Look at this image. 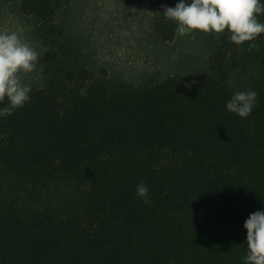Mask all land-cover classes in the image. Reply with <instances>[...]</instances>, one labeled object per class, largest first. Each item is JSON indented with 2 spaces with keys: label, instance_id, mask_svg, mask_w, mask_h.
Returning a JSON list of instances; mask_svg holds the SVG:
<instances>
[{
  "label": "trees",
  "instance_id": "16d2710c",
  "mask_svg": "<svg viewBox=\"0 0 264 264\" xmlns=\"http://www.w3.org/2000/svg\"><path fill=\"white\" fill-rule=\"evenodd\" d=\"M65 1L22 0L21 10L46 25L47 36H61L56 23ZM174 28L159 16L156 39L173 41ZM228 35L209 58L210 72H197L193 82L171 75L116 88L46 51L43 62L55 79L31 88L23 108L0 117V172L79 175L109 155L147 158L133 162L84 213L23 215L0 204V264H244L245 241L193 255L170 222L195 214L246 237L245 220L264 208V34L244 43L261 51L257 102L245 119L225 109L236 91L228 63L239 65L241 47ZM155 152H166V160ZM141 182L148 203L135 196Z\"/></svg>",
  "mask_w": 264,
  "mask_h": 264
},
{
  "label": "rangeland",
  "instance_id": "374dc122",
  "mask_svg": "<svg viewBox=\"0 0 264 264\" xmlns=\"http://www.w3.org/2000/svg\"><path fill=\"white\" fill-rule=\"evenodd\" d=\"M21 1L0 0V32H17L39 52L35 69L21 74L22 82L31 88L46 87L55 79L43 62L49 48L56 50L69 68L87 67L95 73L96 81L116 88L160 82L171 75L193 82L197 72H210L209 58L223 34L202 33L195 38L176 34L173 41L157 40L155 20L162 16L164 5L174 6L177 0H68L58 6L56 24L63 27L64 34L47 36V26L25 15ZM247 45L240 47L237 67L228 63L229 83L236 91L256 90L261 51L258 44L252 49ZM154 156L165 161L167 153L155 152ZM146 158L137 157L141 162ZM137 159L109 155L79 175L20 176L2 171L0 204L23 215L37 211L63 217L84 213L91 209L93 198L116 183ZM170 222L193 255L203 256L222 244L246 241V237L220 231L195 214H176Z\"/></svg>",
  "mask_w": 264,
  "mask_h": 264
},
{
  "label": "clouds",
  "instance_id": "9594fccd",
  "mask_svg": "<svg viewBox=\"0 0 264 264\" xmlns=\"http://www.w3.org/2000/svg\"><path fill=\"white\" fill-rule=\"evenodd\" d=\"M163 16L174 23V33L195 36L202 33L222 34L237 46L255 41L264 34V0H177L174 6H163ZM248 48L256 47L248 43ZM39 52L21 39L15 31L0 32V117L6 118L23 108L30 100L31 86L23 83L22 73L32 72ZM258 92L253 89L235 91L226 101V111L241 119L251 115ZM6 101V103H5ZM148 185H136L135 196L149 202ZM246 229L247 249L244 264H264V208L249 214Z\"/></svg>",
  "mask_w": 264,
  "mask_h": 264
}]
</instances>
